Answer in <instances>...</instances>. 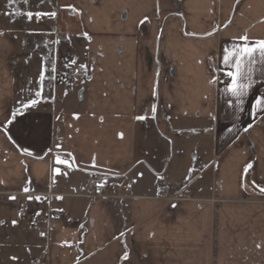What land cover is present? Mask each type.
<instances>
[{"label":"crops","instance_id":"crops-1","mask_svg":"<svg viewBox=\"0 0 264 264\" xmlns=\"http://www.w3.org/2000/svg\"><path fill=\"white\" fill-rule=\"evenodd\" d=\"M39 2L56 16L0 25V264H264V111L251 109L264 61L240 104L223 74L225 48L264 40V0ZM55 27L73 39L38 98L32 39L51 44ZM64 57L84 77L75 93ZM160 180L175 183L166 198ZM49 209L64 215L36 217Z\"/></svg>","mask_w":264,"mask_h":264},{"label":"snow or ice","instance_id":"snow-or-ice-1","mask_svg":"<svg viewBox=\"0 0 264 264\" xmlns=\"http://www.w3.org/2000/svg\"><path fill=\"white\" fill-rule=\"evenodd\" d=\"M9 3H14L15 0H8ZM25 3L28 2V0H24ZM26 16L28 19H32L35 17H43V16H56V12H47V13H41L36 12L33 13L32 11H28L26 13ZM244 43L237 44L231 49L225 48L223 51V64L225 66H228L230 70L225 71L223 74L230 78V83L227 84L225 91L229 93L232 97H236L237 104L242 103V97H244L247 93L249 88L251 87L253 80H252V73L254 70V66L257 64V57H259L260 61H264V40H259L254 43H249L247 36L240 37ZM73 64H75V61H72ZM81 67H85L84 65H81ZM52 71H55V65L52 66ZM45 79V74L42 71L40 73V81L41 84L43 83ZM43 92L42 89L36 91L35 96L36 97H42ZM39 103L38 99H31L28 101V103H23V108H29V107H35ZM229 104L232 103V101H228ZM252 109V115L255 117L259 111H264V97H256L254 103L251 105ZM19 110H17L18 112ZM17 112H13L12 119L7 121L8 124L12 123V120L15 119ZM153 112H155V107H153ZM138 120H145L147 119L146 116H138L136 117ZM252 124H249L247 128H245V131L248 130V128H251ZM5 131H7V127L5 126ZM11 138V137H9ZM23 151L25 153L31 154L27 148H24ZM56 164L58 165H67L71 167V163L69 160L61 159L59 156L56 157ZM252 165L249 164L245 171L247 172L248 168H251ZM57 174H64L61 173L60 167H55L53 169V177H55ZM142 175V174H141ZM255 183V182H253ZM256 187L259 188V191L264 192V187H261L259 185H256ZM99 190V188L97 189ZM25 193H29L30 189L28 187H25L23 189ZM10 199H16L14 196L10 197ZM28 200H37L40 201L42 199H46V197L41 196H32L28 195ZM58 199H62V197H58ZM4 221H0V223H3ZM17 220H13L12 224H17ZM41 235H44V233H41ZM124 258H128V254L125 253ZM13 260L17 259L16 257H12Z\"/></svg>","mask_w":264,"mask_h":264},{"label":"rangeland","instance_id":"rangeland-1","mask_svg":"<svg viewBox=\"0 0 264 264\" xmlns=\"http://www.w3.org/2000/svg\"><path fill=\"white\" fill-rule=\"evenodd\" d=\"M28 11H32L33 13H36V12L46 13V10L41 8L39 0H28L27 3H25L24 0H15L14 3H9L8 0H0V25L12 27L15 29V21H23L22 19L24 17L26 24H28L27 26L32 27V26H35L37 23H40L42 18H44V17H35L34 16L32 19H28L26 16V13ZM20 12H23V13L20 14ZM46 18L47 19H45L44 21L49 20L48 17H46ZM39 19H41V20H39ZM49 33H54V35L48 37ZM61 36H64V41L61 42V41H57L55 39V37L59 38ZM45 39L50 40L51 44L46 45L43 42V39H39V37L32 39V42L36 44L35 46L40 47V49H39V52H37L38 50H36L35 55L38 57H36V59H34L35 61H33V59H30L31 60L30 62L32 64H36V66H34L36 72L32 73L34 80H36L37 76H39L42 71L45 74V79H44L43 83L41 84L40 79L38 81L39 90L42 89V92L49 90V89L53 90L55 88L54 80H53L52 76L50 77V75H52V74L50 72H45V69L48 66V64H53V62H54V60H53L54 57L52 56L51 52L53 53V51H61L62 53L65 54L66 49H68L67 43L71 42L73 38H72L71 33L59 31L55 27L53 30H49L48 33L45 34ZM30 45L33 47L32 44H30ZM41 50H43V52H40ZM77 54L81 56V54H83V51L78 50ZM65 58L66 57L62 58L63 59V60L61 59L62 62L56 64L57 70H59L60 75L61 76L65 75V77L62 79V81L59 84H62V85H60L62 87L67 86L68 91L72 90V92L75 93L77 90V86L74 85V87H71V86H69V84H71V83L74 84L75 81L81 82V80L84 77H83V74H81V75L70 74L69 70L70 69H76V67L73 64H70L69 60H67ZM221 78H223V77H221ZM33 85H34V83H33ZM31 86H32V84H31ZM51 94L54 95V92L51 91ZM68 97H71V93L68 95ZM52 99L56 100V97L54 96V97H52ZM169 182H171V181H169ZM172 184H175V183H172ZM175 199L178 200V198H175ZM13 206H14L13 209L15 211V216H16L17 210L21 209V203L19 201H17L13 204ZM23 263L28 264V262L27 263L23 262ZM30 264H33V263H31V260H30Z\"/></svg>","mask_w":264,"mask_h":264},{"label":"built area","instance_id":"built-area-1","mask_svg":"<svg viewBox=\"0 0 264 264\" xmlns=\"http://www.w3.org/2000/svg\"><path fill=\"white\" fill-rule=\"evenodd\" d=\"M46 18H42V20L44 21ZM54 35V33H49L48 34V37ZM55 39L57 41H64V36H61V37H55ZM69 73L71 74H75L76 71L74 69H70L69 70ZM221 80H224L223 78ZM174 184H172L171 182H169L168 180H161L158 182V190L159 192L161 193V195L166 198L168 197L169 195V192H170V189L171 187H173ZM99 188V190H97ZM108 188V186L106 184H103V185H99L95 188V191H96V194H101V192ZM18 214L24 218L26 217H29L30 215H32V212L26 207V203L22 202L21 203V209L18 210ZM64 215V213L62 211H59V210H47L46 212H39L37 214V217L38 218H42V217H46L48 219H51V218H59V217H62ZM32 229H35L36 226L35 225H32L31 226ZM31 263L33 264H38V260H31Z\"/></svg>","mask_w":264,"mask_h":264}]
</instances>
